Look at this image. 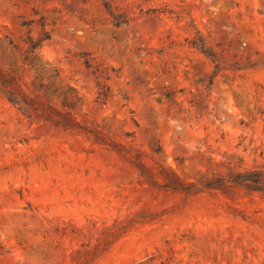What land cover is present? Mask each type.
I'll list each match as a JSON object with an SVG mask.
<instances>
[{
    "label": "rangeland",
    "instance_id": "rangeland-1",
    "mask_svg": "<svg viewBox=\"0 0 264 264\" xmlns=\"http://www.w3.org/2000/svg\"><path fill=\"white\" fill-rule=\"evenodd\" d=\"M0 264H264V0H0Z\"/></svg>",
    "mask_w": 264,
    "mask_h": 264
},
{
    "label": "trees",
    "instance_id": "trees-1",
    "mask_svg": "<svg viewBox=\"0 0 264 264\" xmlns=\"http://www.w3.org/2000/svg\"><path fill=\"white\" fill-rule=\"evenodd\" d=\"M37 45V43H33L31 45V48L34 49ZM242 176L244 178H235V181L239 183H244L247 186L259 185L261 183V174L259 172L241 175L240 177Z\"/></svg>",
    "mask_w": 264,
    "mask_h": 264
}]
</instances>
